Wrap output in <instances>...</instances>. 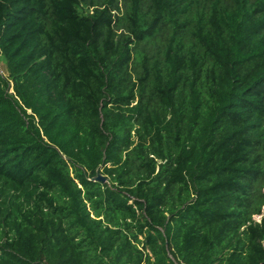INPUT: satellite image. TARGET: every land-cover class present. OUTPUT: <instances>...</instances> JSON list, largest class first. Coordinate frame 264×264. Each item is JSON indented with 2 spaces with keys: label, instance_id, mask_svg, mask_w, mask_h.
<instances>
[{
  "label": "trees",
  "instance_id": "16d2710c",
  "mask_svg": "<svg viewBox=\"0 0 264 264\" xmlns=\"http://www.w3.org/2000/svg\"><path fill=\"white\" fill-rule=\"evenodd\" d=\"M0 52V264H264V0H0Z\"/></svg>",
  "mask_w": 264,
  "mask_h": 264
},
{
  "label": "built area",
  "instance_id": "2783aa9c",
  "mask_svg": "<svg viewBox=\"0 0 264 264\" xmlns=\"http://www.w3.org/2000/svg\"><path fill=\"white\" fill-rule=\"evenodd\" d=\"M3 59H2V55H1V52H0V76H2V77H5V78H7L8 77V72H7V70H6V72L3 70V68H5L6 69V66H5V64L3 65L2 63H1V61H2ZM10 83H11V87H10V89H9V92L10 93H15L14 92V89H13V82H12V80H10Z\"/></svg>",
  "mask_w": 264,
  "mask_h": 264
},
{
  "label": "water",
  "instance_id": "95a60500",
  "mask_svg": "<svg viewBox=\"0 0 264 264\" xmlns=\"http://www.w3.org/2000/svg\"><path fill=\"white\" fill-rule=\"evenodd\" d=\"M93 179L95 180H100V181H107V177L102 175V174H98L97 176H95Z\"/></svg>",
  "mask_w": 264,
  "mask_h": 264
},
{
  "label": "rangeland",
  "instance_id": "374dc122",
  "mask_svg": "<svg viewBox=\"0 0 264 264\" xmlns=\"http://www.w3.org/2000/svg\"><path fill=\"white\" fill-rule=\"evenodd\" d=\"M1 63H2L3 65L5 64L3 60L1 61ZM3 70L6 72V69H5V68H3ZM263 214H264V206H263ZM254 218H255L256 220H260V219H261V215H254Z\"/></svg>",
  "mask_w": 264,
  "mask_h": 264
}]
</instances>
